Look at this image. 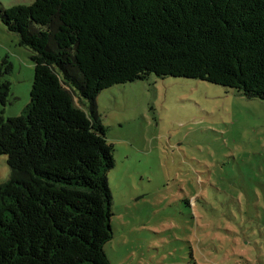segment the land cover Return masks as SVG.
<instances>
[{"label":"trees","instance_id":"1","mask_svg":"<svg viewBox=\"0 0 264 264\" xmlns=\"http://www.w3.org/2000/svg\"><path fill=\"white\" fill-rule=\"evenodd\" d=\"M0 20L34 66L29 102L0 115V264H110L101 90L154 74L264 100V0H30L0 4ZM10 70L4 58L1 106Z\"/></svg>","mask_w":264,"mask_h":264},{"label":"rangeland","instance_id":"2","mask_svg":"<svg viewBox=\"0 0 264 264\" xmlns=\"http://www.w3.org/2000/svg\"><path fill=\"white\" fill-rule=\"evenodd\" d=\"M30 55L0 20L4 118L29 102ZM95 107L114 146L110 264H264V100L150 74L101 90ZM9 175L0 155V183Z\"/></svg>","mask_w":264,"mask_h":264}]
</instances>
